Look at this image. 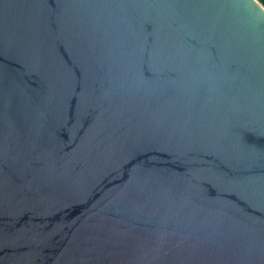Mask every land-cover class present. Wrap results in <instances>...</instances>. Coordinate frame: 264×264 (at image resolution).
<instances>
[{"label":"water","instance_id":"water-1","mask_svg":"<svg viewBox=\"0 0 264 264\" xmlns=\"http://www.w3.org/2000/svg\"><path fill=\"white\" fill-rule=\"evenodd\" d=\"M0 264H264V6L0 0Z\"/></svg>","mask_w":264,"mask_h":264},{"label":"trees","instance_id":"trees-1","mask_svg":"<svg viewBox=\"0 0 264 264\" xmlns=\"http://www.w3.org/2000/svg\"><path fill=\"white\" fill-rule=\"evenodd\" d=\"M264 6V0H258Z\"/></svg>","mask_w":264,"mask_h":264}]
</instances>
